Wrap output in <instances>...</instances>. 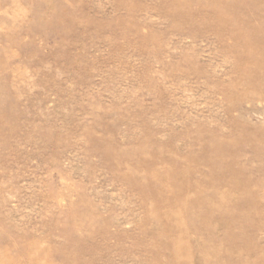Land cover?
Segmentation results:
<instances>
[{"label":"rangeland","instance_id":"1","mask_svg":"<svg viewBox=\"0 0 264 264\" xmlns=\"http://www.w3.org/2000/svg\"><path fill=\"white\" fill-rule=\"evenodd\" d=\"M0 264H264V0H0Z\"/></svg>","mask_w":264,"mask_h":264}]
</instances>
